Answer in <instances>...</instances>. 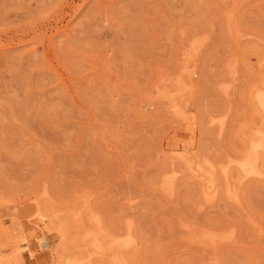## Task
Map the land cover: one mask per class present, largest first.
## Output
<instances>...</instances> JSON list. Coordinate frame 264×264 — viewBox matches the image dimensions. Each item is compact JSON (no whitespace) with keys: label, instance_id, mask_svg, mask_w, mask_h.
Instances as JSON below:
<instances>
[{"label":"rangeland","instance_id":"1","mask_svg":"<svg viewBox=\"0 0 264 264\" xmlns=\"http://www.w3.org/2000/svg\"><path fill=\"white\" fill-rule=\"evenodd\" d=\"M261 89L264 0H0V264H264Z\"/></svg>","mask_w":264,"mask_h":264},{"label":"bare ground","instance_id":"2","mask_svg":"<svg viewBox=\"0 0 264 264\" xmlns=\"http://www.w3.org/2000/svg\"><path fill=\"white\" fill-rule=\"evenodd\" d=\"M194 43V42H193ZM197 51V50H196ZM195 53V52H194ZM229 89V88H228ZM257 91V90H256ZM165 96V95H164ZM255 99H256V103H257V106L261 109V111H262V113H264V89H261V91H257L256 92V94H255ZM173 107V106H172ZM173 110H174V113H181V111H180V109H177L176 107H173ZM214 119V118H213ZM222 119V118H221ZM220 119V120H221ZM215 120V119H214ZM213 120V121H214ZM220 128H222V126H223V119L220 121ZM218 124V125H219ZM219 128V129H220ZM253 135H254V133H253ZM258 138H253L252 140H251V144H250V146H249V149H248V151H247V153H246V155L244 154L243 156H244V158H243V156H242V159H239V160H234V159H231L230 160V163L231 162H235L236 164L235 165H237L239 168H240V170L243 172V174H241V176L242 175H260L262 172H264V171H261V169H259V165H257V164H259L258 162H256L258 159V157H259V151H260V149L261 148H264V140H262V138H264V137H262V136H257ZM185 145H187V144H185ZM181 150V149H180ZM262 151V150H261ZM169 154H170V152H169ZM174 155L175 157L177 156V158H182V159H180V160H183V157L185 158V157H187L186 155H185V153H184V151L183 152H181V151H173V153L171 152V155ZM258 156V157H257ZM174 157V158H175ZM173 158V157H172ZM176 159V158H175ZM192 159V158H191ZM257 159V160H256ZM186 160V159H185ZM184 161V160H183ZM187 161V160H186ZM230 163H228V166H229V164ZM189 164V163H188ZM204 164V163H203ZM202 164V165H203ZM233 164V163H232ZM189 165H191V164H189ZM188 165V166H189ZM199 165H201V164H199ZM201 165V166H202ZM214 165V164H213ZM193 167H190V168H194V163H193V165H192ZM197 167H200V166H197ZM222 168V167H221ZM227 166L225 165L224 167H223V171L226 173V171H227ZM230 168H232V166H230ZM199 169V168H198ZM201 169V168H200ZM197 169H195V171H196ZM202 170V169H201ZM200 170V171H201ZM210 172V171H209ZM208 172V173H209ZM176 173V172H175ZM197 173H199V172H197ZM173 175V174H172ZM200 175V174H199ZM228 175V174H227ZM262 175V174H261ZM201 176V175H200ZM240 176V177H241ZM239 177V178H240ZM244 178V177H243ZM215 183V182H214ZM216 186V185H215ZM208 187H211V186H208ZM229 187H230V185H229ZM208 192V191H207ZM211 192L213 193V191L211 190ZM211 192H208V194L209 193H211ZM238 195V194H237ZM1 203V202H0ZM20 212V211H19ZM93 221V220H92ZM95 222V221H94ZM97 222V221H96ZM99 225V224H98ZM100 228V227H99ZM101 229V228H100ZM90 230V229H89ZM87 231V230H86ZM90 232V231H89ZM99 233V232H98ZM208 234V233H207ZM205 235V234H204ZM124 236V235H123ZM129 236V235H128ZM100 237V236H99ZM113 237V236H112ZM207 237V236H206ZM204 237V239H205V241L208 239V240H210V241H208L209 243H213L214 242V244H215V241H217V239L218 238H215V236H210V237ZM117 238V237H116ZM128 238H130V237H128ZM223 238V237H222ZM121 239H122V237H121ZM124 239V240H123ZM121 241H122V246H134V243H136V242H133L132 240H129V239H125V238H123ZM203 239V240H204ZM88 240H90V239H88ZM93 240V239H92ZM110 240V239H109ZM114 240V239H113ZM206 241V244L208 243ZM213 241V242H212ZM95 243H99V241L97 240V242L96 241H94ZM109 243V242H108ZM208 243V244H209ZM115 244V243H114ZM40 245H41V247H44V248H49L50 247V243H49V241H48V239H43L41 242H40ZM95 245V244H94ZM103 246H105V245H103ZM109 246V245H108ZM97 247V246H96ZM115 247H116V244H115ZM101 248H102V246H101ZM101 248H100V250H101ZM119 248V247H118ZM102 250H105V251H108L107 249H104V248H102ZM101 250V251H102ZM109 250L111 251V249L109 248ZM112 251H113V248H112ZM113 253V252H112ZM121 253H122V251H121ZM103 254H104V252H103ZM114 254V256L112 257L113 259L114 258H116L117 257V255H116V257H115V253H113ZM112 258H111V260H112ZM118 258V257H117ZM115 260V259H114ZM114 260L112 261V263H110V264H114V263H116V261H118V260H115V262H114ZM125 260V259H124ZM114 262V263H113ZM74 263V262H73ZM76 264V263H75ZM89 264V263H88ZM106 264H109V262L108 263H106ZM116 264H118V263H116ZM121 264H122V262H121ZM126 264V263H125Z\"/></svg>","mask_w":264,"mask_h":264}]
</instances>
